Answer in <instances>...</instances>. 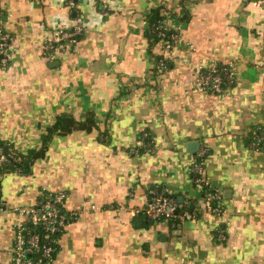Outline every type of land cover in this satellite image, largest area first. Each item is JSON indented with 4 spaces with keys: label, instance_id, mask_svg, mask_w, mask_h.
<instances>
[{
    "label": "crops",
    "instance_id": "crops-1",
    "mask_svg": "<svg viewBox=\"0 0 264 264\" xmlns=\"http://www.w3.org/2000/svg\"><path fill=\"white\" fill-rule=\"evenodd\" d=\"M72 1L0 0V26L14 38L0 66L3 152L38 149L63 113L94 123L54 135L29 173L0 175V264H12L19 217L10 208L44 191L65 192L63 209L76 217L51 264H264V151L247 142L264 125V0ZM157 7L178 31L166 71L147 34ZM77 25L75 41L44 53L56 29ZM215 64L236 66L234 83L197 87L200 69ZM203 149L218 211L193 179ZM153 190L180 208L193 203L195 215L148 219Z\"/></svg>",
    "mask_w": 264,
    "mask_h": 264
},
{
    "label": "built area",
    "instance_id": "built-area-1",
    "mask_svg": "<svg viewBox=\"0 0 264 264\" xmlns=\"http://www.w3.org/2000/svg\"><path fill=\"white\" fill-rule=\"evenodd\" d=\"M73 5V1L70 0ZM168 27V20L165 22ZM167 27V26H166ZM164 29V25H162ZM83 33L81 25L70 29H56L51 36L46 39L44 53L51 57L53 53L59 51L66 42H73L76 37ZM164 30L160 31V41L162 47V57L156 61L158 71L168 69L167 62L171 59L172 51L175 47L177 36L164 37ZM13 35L0 26V66L7 68L10 65L12 55ZM174 41V42H172ZM261 67L264 71V62ZM237 78V67L234 65L219 66L215 64L207 69L201 68L197 76V87L211 92H221L225 84L234 83ZM257 143H264V137L257 136ZM0 159L6 161L3 147L0 146ZM205 150L199 151L192 166L193 179L197 184H207L205 180ZM66 193L59 191H46L43 197L36 203L27 206H14L10 210L17 213L19 220L15 224V241L13 247L12 264H51L53 262L56 245L59 237L70 221V216L63 210ZM180 208V204L174 197L163 196L161 193L152 191L149 203L144 209L146 217L155 222L168 221L174 217V212ZM214 208V211H218ZM78 213H74L77 215ZM195 215L193 210H183L178 214L182 219H191ZM25 221H30L31 227ZM34 226L40 229H33ZM217 238L225 239V234L219 231Z\"/></svg>",
    "mask_w": 264,
    "mask_h": 264
},
{
    "label": "trees",
    "instance_id": "trees-1",
    "mask_svg": "<svg viewBox=\"0 0 264 264\" xmlns=\"http://www.w3.org/2000/svg\"><path fill=\"white\" fill-rule=\"evenodd\" d=\"M167 20H168V14L163 13L160 7L153 9L152 12L150 13V15L148 16L147 34L150 37L152 44L158 43L160 41V39H161L160 38V31L164 30V33H165L164 37H166V38H170L174 35H176V36L178 35V31L176 29L171 28L170 25L168 27L167 23H165ZM162 25H164V29L162 28ZM76 38H78V36ZM172 42H174V41H172ZM161 57H162L161 55L157 56L156 61H158ZM167 64H168V69H169L172 66L170 60L167 62ZM218 65L224 66L222 64H218ZM227 85L228 84H225L223 86V89ZM93 124L94 123L92 122L91 118H89L85 121H79V120L75 119V117L73 115H71L69 113H63V114L59 115L57 117L56 122L48 127L47 133L43 136V144L41 147H39L36 150L29 151L27 154H22V153L16 152V151H13L11 154L8 152H5L6 161L1 163V165H0V175L8 173V172H15V171H19L23 174L29 173L31 170V166L34 163V161L43 157L46 149L48 148V143H49V141H51V139L53 138L54 135L67 134V133H70L74 130H84V129L90 130ZM257 136L264 137V125H258V126L253 127V129L249 135V138L247 139L248 144L253 145L254 143H257V139H256ZM0 146L3 147V146H5V144L0 141ZM253 148H254V145H253ZM257 150L258 151H264V143L258 144ZM203 188H204L203 191L205 193V197L210 198L212 206H214L213 208H219L216 205V203L214 202L216 198H215L212 190L209 188L208 184H204ZM154 191H156L157 193H161L163 196L176 198L175 196H172L170 194L162 193L159 190H154ZM45 192L46 191L42 192V194L40 195L38 200H40L43 197V193H45ZM184 206H186V209H189V210H193L195 207L193 203L186 204V205L183 204V208H178L177 211L174 212V217H172L171 219L177 218L178 214L181 211H183V209L185 208ZM0 207L5 208V205L0 203ZM69 216H70V220L76 218L73 215H69ZM25 222H26L25 223L26 225L31 227L30 221H28V222L25 221ZM33 229H40V228L37 226H34ZM57 249H58V244L56 245V251H55L53 260L55 259Z\"/></svg>",
    "mask_w": 264,
    "mask_h": 264
},
{
    "label": "water",
    "instance_id": "water-1",
    "mask_svg": "<svg viewBox=\"0 0 264 264\" xmlns=\"http://www.w3.org/2000/svg\"><path fill=\"white\" fill-rule=\"evenodd\" d=\"M199 148H200V143H199V141H195V140H193V141H189V142H188V150H189L190 152L195 153V152H197V151L199 150Z\"/></svg>",
    "mask_w": 264,
    "mask_h": 264
}]
</instances>
